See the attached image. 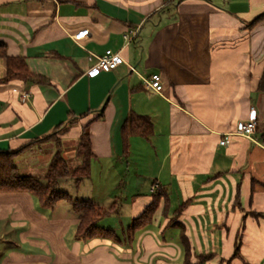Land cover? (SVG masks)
<instances>
[{"label": "crops", "instance_id": "0c3cea01", "mask_svg": "<svg viewBox=\"0 0 264 264\" xmlns=\"http://www.w3.org/2000/svg\"><path fill=\"white\" fill-rule=\"evenodd\" d=\"M262 13L264 0H0L7 54L47 78L0 81V150L73 119L60 137L77 142L101 111L88 126L89 176L58 189L66 184L71 198L100 206L117 201V212L98 223L106 227L112 216L121 224L106 227L119 241L80 239L69 202L43 208L28 192H0V264H185L183 236L192 264H264V20L250 25ZM106 50L123 62L87 74L91 54ZM151 74L160 75V93L144 84ZM252 108V138L231 135L220 145ZM130 114L148 117V137L122 132ZM53 151L31 155L29 170L17 166L34 175ZM158 189L165 197L151 223L125 241V227Z\"/></svg>", "mask_w": 264, "mask_h": 264}, {"label": "trees", "instance_id": "16d2710c", "mask_svg": "<svg viewBox=\"0 0 264 264\" xmlns=\"http://www.w3.org/2000/svg\"><path fill=\"white\" fill-rule=\"evenodd\" d=\"M262 20H264V13L256 16L250 25H254ZM0 58L5 61V75L0 81L6 82L21 79L24 81L32 80L38 83L47 82V78L44 76L33 74L28 70L24 58L9 56L6 51V45L2 41H0ZM101 113V111L97 113L81 127V134L75 147V156L78 159L75 167L68 165L59 149L53 153L42 176L23 174L19 170L16 160L24 148L41 142L42 140H48L56 135L58 136V134H63L73 123H76V119H73L64 127L59 125L51 134L31 141L17 150H0V192H28L43 208H52L59 200H65L70 203L72 211L77 215L78 223L76 234L78 238L86 239L94 236H103L104 238L119 241L116 232L112 228L101 227L98 223L102 218L117 212V201L106 207L100 206L89 200L73 199L67 192L58 189V184L62 180L71 179L75 183H78L89 176L93 155L90 149L88 126L92 121L100 117ZM87 115L89 113L82 114L80 118L86 117ZM122 132L148 137L152 132L151 122L147 116L130 114L123 123ZM123 139L124 144H126V139ZM57 146H59V141H57ZM161 197H165L164 194H162L160 189L156 190L151 202L144 208L141 214L133 218L129 225L125 227V241L128 242L131 240L135 232L144 229L151 223ZM182 244L185 253V264H192L190 261L191 248L187 238L184 236L182 237ZM238 251L239 246L237 242L232 258L239 256ZM208 257L198 255V262H203ZM227 264H229V261Z\"/></svg>", "mask_w": 264, "mask_h": 264}, {"label": "built area", "instance_id": "2783aa9c", "mask_svg": "<svg viewBox=\"0 0 264 264\" xmlns=\"http://www.w3.org/2000/svg\"><path fill=\"white\" fill-rule=\"evenodd\" d=\"M168 1V0H167ZM88 29L80 30L73 34L71 37L74 41H80L87 35ZM136 31L129 30L127 34L124 35L126 41H132L135 39ZM96 62L89 67L86 71L87 74L91 75L98 71L108 72L115 69L120 63L123 62L122 57L117 52H112L111 50H106L102 55H93ZM131 70L133 68L131 67ZM144 84L147 88L151 89L156 93H160L162 89L161 79L159 74H151L148 78H145ZM29 97V94L22 92L21 99L25 101ZM257 129V115L256 110L252 108L249 112L247 119L240 120L235 124V130L233 133H225L219 141L220 145H225L229 141L231 135H239L247 138H252L253 134ZM154 189V187H153Z\"/></svg>", "mask_w": 264, "mask_h": 264}, {"label": "rangeland", "instance_id": "374dc122", "mask_svg": "<svg viewBox=\"0 0 264 264\" xmlns=\"http://www.w3.org/2000/svg\"><path fill=\"white\" fill-rule=\"evenodd\" d=\"M57 141H59V146H57ZM76 140L71 138L68 139V141H65V143L63 144L62 142V137H60V134H58V136H54L48 140H42L41 142H37L36 144L30 145L26 148H24L22 150V152L20 153V155L18 156L16 163L19 162L20 164L18 165L20 168H24V167H28V170L30 168V165H32L34 163V158L30 159L29 157L32 156H36L38 154V152H42V151H47L50 152L51 150L53 151V146L55 147V151H57V149L60 150V153L63 157H65L64 159L67 161L68 165L70 167H75L76 164L78 163V159H76L74 150L76 147ZM53 151V152H55ZM37 167V166H36ZM40 167V165H39ZM44 168L43 170H39V168L37 167V171L35 172V176H42L45 172ZM28 170H21V172L23 174H26L28 172ZM27 171V172H26ZM35 171V170H34ZM65 188H68V186L66 184H62L60 186V190H65ZM67 190V189H66ZM107 225L106 227H117V225H121L120 222L118 221L117 218H113L112 216L109 218H106L105 221H103V225Z\"/></svg>", "mask_w": 264, "mask_h": 264}]
</instances>
